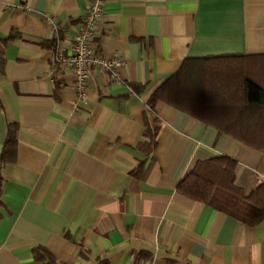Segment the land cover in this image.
I'll return each instance as SVG.
<instances>
[{
  "label": "crops",
  "instance_id": "crops-1",
  "mask_svg": "<svg viewBox=\"0 0 264 264\" xmlns=\"http://www.w3.org/2000/svg\"><path fill=\"white\" fill-rule=\"evenodd\" d=\"M86 5L0 0V154L10 125L17 140L0 160V264H38V247L58 264H264V221L244 225L177 191L196 162L223 156L245 196L264 187V151L244 145L264 130L233 116V137L146 105L188 59L241 58L239 73L264 90V0H107L96 50L124 65L118 81L93 68L83 104L53 56L69 54Z\"/></svg>",
  "mask_w": 264,
  "mask_h": 264
},
{
  "label": "trees",
  "instance_id": "trees-1",
  "mask_svg": "<svg viewBox=\"0 0 264 264\" xmlns=\"http://www.w3.org/2000/svg\"><path fill=\"white\" fill-rule=\"evenodd\" d=\"M5 43L0 40V71L5 68ZM241 61V58L227 57L185 60L180 70L150 94L146 105L153 109L157 103H164L233 137H237L232 132L234 128L223 123L233 116L250 123L258 122L254 126L241 127L242 131L264 130V90L242 77L238 67ZM144 122L150 152L155 145V131L150 129L147 115ZM7 134L0 154L2 163L11 162L16 153V126L10 125ZM244 145L264 151V141H248ZM236 167L233 160L224 156L196 162L178 184L177 191L244 225L257 226L264 221V187H258L252 194L245 196L234 186ZM32 256L38 264H58L42 247L35 248Z\"/></svg>",
  "mask_w": 264,
  "mask_h": 264
},
{
  "label": "built area",
  "instance_id": "built-area-1",
  "mask_svg": "<svg viewBox=\"0 0 264 264\" xmlns=\"http://www.w3.org/2000/svg\"><path fill=\"white\" fill-rule=\"evenodd\" d=\"M83 26L73 37L69 47V54L59 52L53 56L54 66L61 70H68L74 78V89L78 101H87L88 77L93 68L113 81H118V72L124 65L121 57L105 58L96 50L95 37L97 26L104 17L107 0H86ZM47 24L55 28L52 18L46 19Z\"/></svg>",
  "mask_w": 264,
  "mask_h": 264
}]
</instances>
